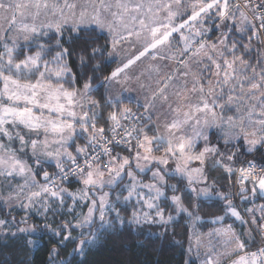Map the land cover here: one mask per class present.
I'll list each match as a JSON object with an SVG mask.
<instances>
[{
	"label": "snow or ice",
	"instance_id": "obj_1",
	"mask_svg": "<svg viewBox=\"0 0 264 264\" xmlns=\"http://www.w3.org/2000/svg\"><path fill=\"white\" fill-rule=\"evenodd\" d=\"M256 200L264 0H0V237L88 264L121 230L166 246L186 216L184 264H264Z\"/></svg>",
	"mask_w": 264,
	"mask_h": 264
},
{
	"label": "trees",
	"instance_id": "obj_2",
	"mask_svg": "<svg viewBox=\"0 0 264 264\" xmlns=\"http://www.w3.org/2000/svg\"><path fill=\"white\" fill-rule=\"evenodd\" d=\"M221 175V172L215 173L217 178ZM222 212L218 205L205 206L200 215L209 218ZM174 229L176 235L173 241L163 247L159 242L154 243L155 233L159 231L158 227H152L151 236L147 227L144 232L133 231L131 234L121 230L123 234L118 232L98 243L88 257V264H184L187 260L185 250L190 236V220L183 216L176 221ZM44 244L45 246L39 251L30 252L23 247V238L13 240L0 237V264H20L29 256L33 264H47L48 251L52 244L47 242V238Z\"/></svg>",
	"mask_w": 264,
	"mask_h": 264
},
{
	"label": "rangeland",
	"instance_id": "obj_3",
	"mask_svg": "<svg viewBox=\"0 0 264 264\" xmlns=\"http://www.w3.org/2000/svg\"><path fill=\"white\" fill-rule=\"evenodd\" d=\"M261 203V201L259 200H256L254 202V204H243L241 203L242 206L239 205L240 208H247V207H253L254 205H259ZM259 213H257L258 215ZM219 215H223V212ZM214 217V216H213ZM213 217H209V218H203L201 219V221L197 222V230L199 232H202V233H207L209 230H211L213 227H215V225H213L211 223V218ZM232 220L231 219H227L226 220V223H231ZM236 224L238 225L239 222L237 221ZM155 227V226H154ZM191 221H190V235H191ZM239 231V229H238ZM194 259L198 260L195 256H193Z\"/></svg>",
	"mask_w": 264,
	"mask_h": 264
},
{
	"label": "built area",
	"instance_id": "obj_4",
	"mask_svg": "<svg viewBox=\"0 0 264 264\" xmlns=\"http://www.w3.org/2000/svg\"><path fill=\"white\" fill-rule=\"evenodd\" d=\"M240 206H242V205L240 204ZM259 244H260V238H259V236L257 235V236H256V242L250 247V249H251V250H254L255 247H256L257 245H259Z\"/></svg>",
	"mask_w": 264,
	"mask_h": 264
},
{
	"label": "crops",
	"instance_id": "obj_5",
	"mask_svg": "<svg viewBox=\"0 0 264 264\" xmlns=\"http://www.w3.org/2000/svg\"><path fill=\"white\" fill-rule=\"evenodd\" d=\"M261 203H264V201L263 202H261ZM253 244H251L249 247H251ZM188 247V246H187ZM187 259H189V257L187 256ZM191 259L193 260V261H195L197 264H199V260H196V259H194L193 257H191Z\"/></svg>",
	"mask_w": 264,
	"mask_h": 264
}]
</instances>
